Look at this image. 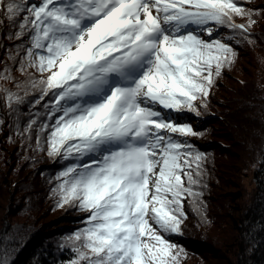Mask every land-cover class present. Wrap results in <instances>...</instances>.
Wrapping results in <instances>:
<instances>
[{"label":"snow or ice","instance_id":"6c2138e0","mask_svg":"<svg viewBox=\"0 0 264 264\" xmlns=\"http://www.w3.org/2000/svg\"><path fill=\"white\" fill-rule=\"evenodd\" d=\"M256 12L240 0H0L28 74L14 81L23 96L3 89L7 106L32 105L20 135L62 164L57 206L85 213L69 264H180L168 237L203 194L206 157L189 139L201 133L164 110L201 114Z\"/></svg>","mask_w":264,"mask_h":264},{"label":"trees","instance_id":"16d2710c","mask_svg":"<svg viewBox=\"0 0 264 264\" xmlns=\"http://www.w3.org/2000/svg\"><path fill=\"white\" fill-rule=\"evenodd\" d=\"M240 3L257 10L255 23L231 39L235 57L214 78L207 107L199 116L164 110L201 133L189 139L206 157L203 194L185 201L182 231L168 237L182 249L180 264H264V0ZM16 30L6 19L0 24V71L7 66L12 77H0V264H69L75 253L68 238L85 226V213L57 206L51 189L62 164L36 150L35 135H20L32 105L7 106L3 89L23 96L14 81L28 79L16 62L20 41L9 38ZM38 95L30 89L26 101Z\"/></svg>","mask_w":264,"mask_h":264}]
</instances>
